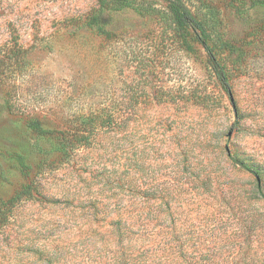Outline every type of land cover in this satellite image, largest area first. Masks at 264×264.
<instances>
[{
    "label": "rangeland",
    "instance_id": "374dc122",
    "mask_svg": "<svg viewBox=\"0 0 264 264\" xmlns=\"http://www.w3.org/2000/svg\"><path fill=\"white\" fill-rule=\"evenodd\" d=\"M185 2L231 95L161 0L114 11L108 34L87 23L97 0H0V264H119L127 247L129 264L140 247L154 264H264V198L232 159L264 180V4ZM30 118L77 131L75 148H42ZM16 152L36 190L5 204L25 181Z\"/></svg>",
    "mask_w": 264,
    "mask_h": 264
},
{
    "label": "trees",
    "instance_id": "16d2710c",
    "mask_svg": "<svg viewBox=\"0 0 264 264\" xmlns=\"http://www.w3.org/2000/svg\"><path fill=\"white\" fill-rule=\"evenodd\" d=\"M148 1L152 2L153 0H97V5L92 9L87 18V23L89 26L95 28L102 34H108L111 32L108 29L109 19L114 11H119L126 8L133 7L138 11H142L141 8H138V5L143 4V2ZM165 3L166 8V17L169 18L175 33L178 34L185 48L190 52H196L197 43H199L209 57V61L212 65L213 71L216 74L223 90L229 95L232 93V84H231V75L227 69L226 64L222 61L219 56V46L211 38L210 29L205 21L201 18H198L193 14L188 4L185 0H161ZM264 4V0H261ZM147 4V3H146ZM144 9L152 13L154 11H159L155 6L143 4ZM115 118L114 114H108V120H113ZM124 119V118H123ZM126 123V122H125ZM28 126L37 134L41 140L39 143L41 147L44 146L51 150V152L58 153L59 155L70 154L71 150L75 148V141L77 131H73L71 128L59 129L57 127H48L44 125L37 118H30L28 120ZM45 149V148H44ZM16 158L20 162L21 171L24 175V184L22 188L15 192L14 196L9 201H3L5 204H11L15 201L22 199L25 196H30L36 190L34 188V180L32 179L31 172L33 165L28 162L27 157L23 154L16 152ZM235 164H238L241 168L251 172L257 182L259 187V192L264 198V180L262 172L253 166L251 163L242 160L236 156L232 157ZM46 162H38L37 166L41 169L45 167ZM44 165V166H43ZM129 231L127 226L116 225L114 228L115 237L110 240L111 243L116 245H121L125 247V234ZM130 245V244H129ZM141 248V247H140ZM135 249L138 253L133 257L135 264H154V259L151 261L148 258V263L144 261L141 257L143 256V250ZM128 247L123 249L122 259L119 261V264H129L128 261ZM163 256V253L159 251L156 252ZM171 253V254H170ZM169 254L165 259V263L171 264L172 257H175L173 252ZM198 264V261H196ZM192 264V263H191Z\"/></svg>",
    "mask_w": 264,
    "mask_h": 264
}]
</instances>
